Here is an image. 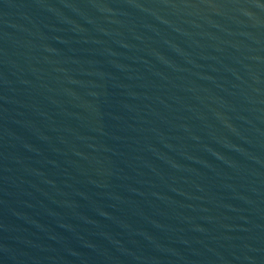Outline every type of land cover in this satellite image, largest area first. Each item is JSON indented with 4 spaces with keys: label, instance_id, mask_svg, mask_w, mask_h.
<instances>
[{
    "label": "water",
    "instance_id": "1",
    "mask_svg": "<svg viewBox=\"0 0 264 264\" xmlns=\"http://www.w3.org/2000/svg\"><path fill=\"white\" fill-rule=\"evenodd\" d=\"M0 264H264V0H0Z\"/></svg>",
    "mask_w": 264,
    "mask_h": 264
}]
</instances>
